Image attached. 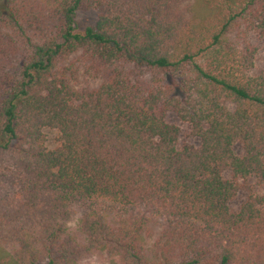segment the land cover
I'll list each match as a JSON object with an SVG mask.
<instances>
[{"label": "trees", "instance_id": "1", "mask_svg": "<svg viewBox=\"0 0 264 264\" xmlns=\"http://www.w3.org/2000/svg\"><path fill=\"white\" fill-rule=\"evenodd\" d=\"M253 40L264 0H0V264H264Z\"/></svg>", "mask_w": 264, "mask_h": 264}, {"label": "rangeland", "instance_id": "2", "mask_svg": "<svg viewBox=\"0 0 264 264\" xmlns=\"http://www.w3.org/2000/svg\"><path fill=\"white\" fill-rule=\"evenodd\" d=\"M74 23H75V31L77 33L82 34L85 29L87 28H92L95 26L97 23V14L92 11H79L76 13L75 18H74ZM253 44L257 47L258 53H257V59H256V66L261 67L264 63V40L259 41V40H253ZM168 122L173 123L179 126L181 135H180V140H179V145L183 144L185 142V134H186V126L180 124L173 116L168 117ZM45 139H46V144L49 148H52L54 145V140L56 138V134L54 131H49L46 130L44 131ZM190 143L194 145H198V140H190ZM236 152H239V147H236ZM242 200L240 198L238 201L233 202L229 205L230 209L235 210L237 209L238 203Z\"/></svg>", "mask_w": 264, "mask_h": 264}]
</instances>
